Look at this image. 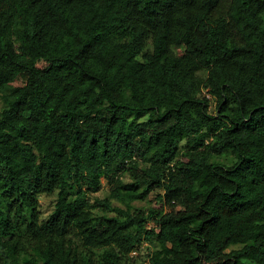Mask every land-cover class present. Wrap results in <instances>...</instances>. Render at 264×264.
<instances>
[{
  "label": "trees",
  "instance_id": "16d2710c",
  "mask_svg": "<svg viewBox=\"0 0 264 264\" xmlns=\"http://www.w3.org/2000/svg\"><path fill=\"white\" fill-rule=\"evenodd\" d=\"M0 95V264H264V0H0Z\"/></svg>",
  "mask_w": 264,
  "mask_h": 264
},
{
  "label": "rangeland",
  "instance_id": "374dc122",
  "mask_svg": "<svg viewBox=\"0 0 264 264\" xmlns=\"http://www.w3.org/2000/svg\"><path fill=\"white\" fill-rule=\"evenodd\" d=\"M2 106H3V101L0 95V110ZM215 110H216V100L214 98H211L210 111L214 112ZM162 192H164L163 189H155L151 192L149 199L145 201H136L135 205L138 207H147L148 205H154L157 202V195ZM107 195H108V184L107 182H104L101 190L95 192L94 196L92 195V197L105 198L107 197ZM56 198H57V192L44 194L41 197L43 217L48 216L52 212ZM114 203L118 204V202L116 201ZM155 246H156V242L153 244L149 241L145 242L140 249H137L130 253V260L135 262V264H142L147 260V256L149 255V253L155 249Z\"/></svg>",
  "mask_w": 264,
  "mask_h": 264
}]
</instances>
